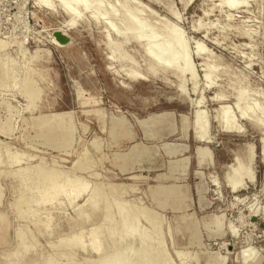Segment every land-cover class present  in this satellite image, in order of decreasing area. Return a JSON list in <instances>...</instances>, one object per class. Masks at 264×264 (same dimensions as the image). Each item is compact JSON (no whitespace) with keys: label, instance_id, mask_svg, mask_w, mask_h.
<instances>
[{"label":"rangeland","instance_id":"obj_1","mask_svg":"<svg viewBox=\"0 0 264 264\" xmlns=\"http://www.w3.org/2000/svg\"><path fill=\"white\" fill-rule=\"evenodd\" d=\"M129 1L145 23L165 24L185 42L195 85L184 77L183 96L173 90L172 75L146 76V60L131 43L121 53L144 80L124 78L129 66L106 62L94 25L68 31L67 46L52 43L54 29L65 20L55 1L50 13L35 0H0V63L8 69L0 74V264L95 259L90 249L58 244L79 232L84 248L96 238L106 257L135 248L138 240L131 239L113 249L116 236L107 231L117 227V206L137 215L138 228L152 237V246L160 242L168 264H264V132L242 120L233 100L244 90L264 124V0H246L244 9L231 11L216 8L218 0ZM197 25L208 30L198 35ZM197 44L217 71L213 88H206L202 77L203 58L193 55ZM28 81L38 92L29 109L20 93ZM216 90L222 98H213ZM225 106L241 133L216 126L214 115ZM195 113L204 118L203 139L191 129ZM46 117L54 118L57 136L43 134ZM248 149L252 181L233 193L224 182V168L234 154L246 163ZM12 157H19L17 165L9 163ZM35 164L50 181L76 178L86 193L95 189L102 199L96 211L82 207L86 193L72 202L53 195L45 204L36 203L41 189L32 190ZM142 212L154 217L157 233ZM245 247L251 251L243 261Z\"/></svg>","mask_w":264,"mask_h":264},{"label":"bare ground","instance_id":"obj_2","mask_svg":"<svg viewBox=\"0 0 264 264\" xmlns=\"http://www.w3.org/2000/svg\"><path fill=\"white\" fill-rule=\"evenodd\" d=\"M50 1L52 2V0ZM50 1L35 0V3L36 6L44 8L52 13L53 8ZM53 1L56 2L57 9L65 17V20L63 21V25L61 24L56 29H54V36L51 38L53 41L52 43H56L60 46H67L70 42V40L67 38V32L70 30H75L80 25L85 26L87 23H89L90 25H94L98 28V36L104 41L103 48L107 54L105 56L106 62L108 64L118 62L120 63V65L127 64L129 66V68L124 71L125 73H121L123 77L128 81L135 82L144 80V78L137 73L135 66L131 62H129V58L121 53L123 47L128 43H131L139 48L146 60L145 74L147 77H156V74L160 73L162 74V78L164 79L163 75H172L176 80V84L172 88L181 96L184 95V77H188V80L191 82V84L195 85L194 69L188 57V49L179 33L169 29L165 24L157 25L154 23L149 25L145 23L140 18L141 12L139 8L137 6L131 5L129 0H117L111 5H109V3L105 4V2H103L102 0ZM149 1H152L155 4V0ZM246 2V0H218L216 8H224L228 11L239 10V8L244 9V7L247 6ZM230 4H235L236 6L230 7ZM212 8L210 10H212ZM241 11L242 10H240V13ZM205 30H208V28L203 29L201 25H197L194 28L193 32L201 35L202 33H206ZM245 32L241 31V33H239V36H241L242 38H246L247 34ZM65 39L67 40L66 42ZM61 40L64 41V43H61ZM1 42L0 47L3 46ZM194 47L196 48L193 55H195L196 57H202L204 60V62H202L204 67V74L202 75V77L206 83V88H213V81L215 79L217 71L215 70V68L209 66L205 62L204 57L208 56L209 53L204 51L202 44H197V46ZM38 60L39 58L35 59L32 62H37ZM7 72L8 69L5 70L3 64L0 63V74H6ZM29 73L32 74L30 70ZM20 93L26 100V108H31L33 106L34 100L38 97V92L37 90H35L33 82L28 81L24 86H22L20 89ZM215 93L216 94L213 96V98H222L219 94L220 92L218 93V91L216 90ZM247 96L248 95H246L244 90H238L234 93V104L241 107L239 115L241 116L243 121L250 124L251 126H254L256 129H259L261 132H264L262 113H260L261 110L259 111V108H255L257 106L248 105V103L250 104V102H247ZM256 111L258 112L257 115L255 114ZM53 120V117H46L41 121L42 132L46 138L50 137L51 135L57 136L58 134L57 128H55L53 125ZM214 120L218 129L224 132L241 133L244 130L240 129L241 127L238 126V124L235 122L236 119L233 116L230 107L225 106L219 113L217 112L214 115ZM191 129L198 135V138H204L205 126L202 114L195 113L193 115ZM247 151L248 159L246 163H241L237 155L234 154L231 160L232 164L224 168V182L226 183L227 188L233 193H236V191L242 189L243 185L252 181L253 177L250 172V168L252 166L250 167L249 163L253 158L251 159V156L249 154L250 150L248 149ZM202 153L206 154L204 150L202 151ZM18 160L19 157H12V159L9 160V163L17 165L19 163ZM38 167V164H35L31 167V169L33 170L32 174L33 176H35L34 186L32 190L34 193H37L38 189H41L37 193V198L35 201L36 203L45 204V202L51 200V196L53 195L66 198L68 202H72L78 193L87 192L86 186L82 184L78 185V181L76 178L71 180L67 179L62 182L61 177H57L54 180L50 181L48 173L45 172L41 174V172L37 170ZM100 200L102 199L99 198V195L97 194L95 189H93L86 193V198L83 200L82 207L87 208L89 212H94L96 211L98 207V201ZM107 207L108 206L105 205L104 209H107ZM16 209V211H20L18 209V205H16ZM117 214L119 221L116 229L114 228L111 229V231H107L109 236H116L113 249L116 250L118 248L120 240L131 239L138 240V245L135 248H131L130 246H128L126 251L116 252L113 256L106 257L104 252L100 248L99 241L96 238L91 239L89 242V246L84 248L81 244L82 241L80 232L75 233L66 239L59 240L58 244L64 247H76L81 252H86L90 249L95 253V259L90 260L88 258H85L81 264H168V258L161 248L160 242H158V246H152V237L138 228L137 215H135L134 213L124 212L119 206H117ZM142 214L143 219L151 228V232L157 233L158 225L154 217L151 214H146L145 212H142ZM108 218L109 216L105 212L104 220L108 221ZM229 228L231 231V227ZM97 230L98 226L94 225L91 227V231L94 232ZM233 232L234 231H232V233ZM22 239L23 236L21 233H19L17 246L20 247L23 245ZM250 251L251 250L246 247L243 248L242 251H240V259L246 261ZM182 255V253L177 254L178 257H181ZM249 260L250 259H248V261ZM46 264L53 263L51 261H48ZM66 264L73 263L66 262Z\"/></svg>","mask_w":264,"mask_h":264},{"label":"snow or ice","instance_id":"obj_3","mask_svg":"<svg viewBox=\"0 0 264 264\" xmlns=\"http://www.w3.org/2000/svg\"><path fill=\"white\" fill-rule=\"evenodd\" d=\"M229 6L230 7H235L236 5L235 4H230ZM132 125H133V130H138V129H136L135 121H132Z\"/></svg>","mask_w":264,"mask_h":264},{"label":"water","instance_id":"obj_4","mask_svg":"<svg viewBox=\"0 0 264 264\" xmlns=\"http://www.w3.org/2000/svg\"><path fill=\"white\" fill-rule=\"evenodd\" d=\"M66 41H67V40L65 39V42H66ZM61 43H64V41L61 40Z\"/></svg>","mask_w":264,"mask_h":264}]
</instances>
